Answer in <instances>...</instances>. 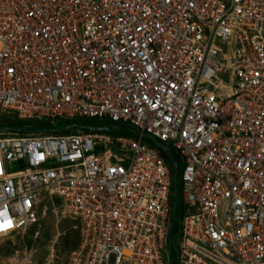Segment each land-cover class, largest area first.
<instances>
[{
	"label": "built area",
	"instance_id": "1",
	"mask_svg": "<svg viewBox=\"0 0 264 264\" xmlns=\"http://www.w3.org/2000/svg\"><path fill=\"white\" fill-rule=\"evenodd\" d=\"M0 113L138 132L0 136V237L49 196L78 223L69 264H164L151 135L183 162L178 263L264 264V0H0Z\"/></svg>",
	"mask_w": 264,
	"mask_h": 264
},
{
	"label": "rangeland",
	"instance_id": "2",
	"mask_svg": "<svg viewBox=\"0 0 264 264\" xmlns=\"http://www.w3.org/2000/svg\"><path fill=\"white\" fill-rule=\"evenodd\" d=\"M56 204L54 198L44 196L33 225L23 232L0 237V264H69L81 235L77 221L55 213ZM170 254L171 250L166 249L165 256Z\"/></svg>",
	"mask_w": 264,
	"mask_h": 264
},
{
	"label": "trees",
	"instance_id": "3",
	"mask_svg": "<svg viewBox=\"0 0 264 264\" xmlns=\"http://www.w3.org/2000/svg\"><path fill=\"white\" fill-rule=\"evenodd\" d=\"M21 125H27L30 128L28 131L25 132H18V133H13L11 131H2V128L4 127H11V126H21ZM113 127L114 124L111 123V121L107 117L103 118H97V117H78L72 120H66V119H43V120H29V121H23L17 119L15 116L7 113H0V136H6V135H17V136H23L26 134H37L36 129H52L50 133L51 135L55 136H60V135H68V134H77L80 132H88V131H93V130H102L103 127ZM114 134H122V135H127L131 137H136V134L131 132L130 130H121V129H114L112 131ZM144 141L156 148L146 137L143 138ZM157 149V148H156ZM158 152L161 154V156L164 158V161L168 165L170 175H171V201H170V207H171V212L174 216L173 219V226L171 230V235L170 238L172 241L175 242V237L178 233L181 219L184 215V210L182 206V183H181V171L183 168V162L179 154L172 148L170 147V152L174 156L177 162V172L175 175V182L173 183L172 181V175H173V169L170 161L168 158L164 156V154L157 149ZM176 198V203L174 207L172 206V199L173 197ZM170 249L171 254L169 257L165 256V250ZM162 258H163V263L164 264H176L177 260V255L175 251L168 246V244L165 246L163 249L162 253Z\"/></svg>",
	"mask_w": 264,
	"mask_h": 264
},
{
	"label": "water",
	"instance_id": "4",
	"mask_svg": "<svg viewBox=\"0 0 264 264\" xmlns=\"http://www.w3.org/2000/svg\"><path fill=\"white\" fill-rule=\"evenodd\" d=\"M29 128L30 127L27 126V125L11 126V127L2 128V131H11L13 133H18V132L28 131ZM112 129L130 130L131 132H133L135 134H138V132L135 129H131V128H129L128 126H126L124 124H114L113 127H108V126L107 127H103V130H112ZM51 131H52V129H45V128L36 129L37 134L50 133ZM144 137H146L170 161V163L172 165V169H173L172 181L174 183L175 182V178H176L175 175H176V172H177V162H176V159L174 158V156L171 154L169 146L164 144V143H161L160 141H158L155 137H153L151 135H145ZM175 203H176V197L174 196L173 199H172V206L173 207H174ZM173 219H174V216H173V214L171 212V222H170L169 229H168V232H167V235H168L167 244H168V246L170 248H172L175 251V253L177 255V252H178L177 245L170 238L171 230H172V226H173ZM176 264H179L178 263V259L176 260Z\"/></svg>",
	"mask_w": 264,
	"mask_h": 264
},
{
	"label": "bare ground",
	"instance_id": "5",
	"mask_svg": "<svg viewBox=\"0 0 264 264\" xmlns=\"http://www.w3.org/2000/svg\"><path fill=\"white\" fill-rule=\"evenodd\" d=\"M44 134V133H43ZM45 134H47V133H45Z\"/></svg>",
	"mask_w": 264,
	"mask_h": 264
}]
</instances>
